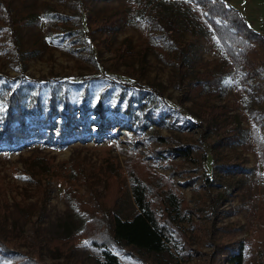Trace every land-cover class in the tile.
<instances>
[{"label": "rangeland", "instance_id": "obj_1", "mask_svg": "<svg viewBox=\"0 0 264 264\" xmlns=\"http://www.w3.org/2000/svg\"><path fill=\"white\" fill-rule=\"evenodd\" d=\"M222 1L237 9L247 25L264 37V0ZM0 2L10 10L13 20L27 21L26 26L16 29V48L8 40V31H0V76L15 78L9 86L32 85L16 80L19 75L33 79V88L42 83L34 80H47L50 87L63 83L70 90L83 92V99L81 94L77 95V103L93 105L103 94V103L112 108L106 113L111 120L99 134L94 132L97 127L91 111L85 116L90 133L78 134L67 140L50 138L46 128L38 124L42 116L33 113V138L11 146L0 145V216L3 214L1 217L5 219L11 236L8 242L10 250L32 257L35 252L31 249L34 229L39 231L38 238L46 240L67 236L73 227L79 226L80 221L69 203L66 190L82 195L85 202L91 204L111 191V188L104 187L102 177L105 172L112 174L120 189L118 216L130 218L136 207L125 164L140 153L150 172L168 179L190 209L197 208L201 201L208 203L212 197L213 192L206 189L204 181L211 175L213 161L218 165L239 166L247 170L232 197L219 204L218 215L221 218L214 222L213 228L190 216L197 227L203 225L207 231H237L232 236L231 248L241 247L247 255L253 249L254 226H264V167L258 161V149L250 138L252 126L264 135V113L257 115V110H264V103L259 99L260 88L254 82L248 87L237 86L236 75L223 82L222 93L215 105L225 107L228 115L234 116L231 127L236 126L243 131L241 144L234 146L210 148L201 145L199 133L202 125L197 114L200 107L207 105L206 101L203 96L192 101H183L182 98L183 83L192 74L217 71L223 63L214 37L203 29L194 30L193 36L183 34L179 37L178 47L189 54L188 74L181 84L174 74L173 65L165 63L152 51L145 54L140 51L141 45L148 41L149 32H152L150 26L143 23L136 27L129 21L121 25L118 34L107 43H103V33L92 32L84 26V15L100 18L128 12L130 5H135L137 0ZM156 2L162 13L176 16L184 9L178 6L179 3L188 4L190 0ZM0 13L3 15L1 7ZM128 41L129 55L116 59L115 52ZM156 41L165 46L160 38ZM176 52L175 49L170 50L169 54L173 57ZM135 95L150 99V113L154 120L147 121L144 128L126 124L127 117L122 110L126 98ZM3 107L0 101V112ZM42 107L45 110L46 103ZM24 108H29L27 101ZM57 109H61L60 100ZM135 136L143 141L134 140ZM155 136L171 147L185 141L197 145L200 152L195 157L197 170L183 163L179 167L181 172L172 174L161 159L172 162H180V159L166 152H160L155 155L157 159H153L150 152L162 150L163 145ZM230 177L235 178V175ZM224 179L227 180V176ZM40 187L46 189L44 197L37 191ZM165 204L170 210L166 201ZM24 213L29 217L27 221ZM181 214L175 226L182 234L175 232L163 252L137 250L122 244V252L116 255L118 264H223L207 244L210 239L208 232L194 228L181 219ZM230 237V233L222 231L218 239L214 238V243ZM182 244L184 250L180 249ZM40 257L42 264H100L101 261L98 251L84 238L78 239L64 256L41 246ZM0 264L12 262L1 261Z\"/></svg>", "mask_w": 264, "mask_h": 264}, {"label": "trees", "instance_id": "obj_2", "mask_svg": "<svg viewBox=\"0 0 264 264\" xmlns=\"http://www.w3.org/2000/svg\"><path fill=\"white\" fill-rule=\"evenodd\" d=\"M178 6L184 9H181L180 14L173 16L162 13L156 0H137L135 5H130L128 12L113 13L100 18L84 15L83 22L90 31L104 34L103 43L111 42L118 34L119 27L129 21H132L136 27L143 23L150 26L152 32H149L148 41L141 45L140 51L143 54L152 51L165 63L173 65L174 74L178 83L181 84L184 76L188 74L189 54L180 50L177 40L183 34L193 36V31L197 29L210 33L219 44L223 63L217 67V71L192 74L183 83L182 98L183 101H192L203 96L206 101L207 105L200 107L197 114L202 125L199 133L201 145L210 148L240 145L243 131L236 126L231 127L234 116L228 115L227 109L215 105V102L222 93L224 80L236 75V85L239 87H248L251 82H254L260 88L259 99L264 103V37L247 25L237 9L225 4L222 0H190V3H179ZM0 7L3 10V15L0 13V31H8V40L11 46L16 48L14 44L16 29L26 26L27 21L13 20L7 6L0 2ZM138 28L141 29L140 26ZM158 38L165 46H161L156 41ZM128 45L129 41L115 52L116 59L129 55ZM174 49L177 52L171 57L169 51ZM0 78L2 84L0 85V101L4 106L0 112V145L11 146L33 138L31 127L33 113L42 116L38 124L46 128L50 138L58 140H67L78 134H89L90 130L86 126L88 120L85 119L88 111L95 115L97 129L94 132L96 134H99L100 129L107 126L111 120L106 117V113L112 108L103 103V94L98 96L93 105H85L83 102L77 103L76 100L77 95L80 94L83 99V92L70 90L63 83L50 87L47 80H34L35 83H42L36 84L37 86L33 88V79H25L19 75L16 80L30 82L32 85L28 83L24 84V87L20 84L11 87L9 83L15 78L3 76ZM59 100L61 109H57ZM25 101L29 108H24ZM149 102L148 97L128 96L122 109L127 117L126 124L144 128L147 121H153L154 116L150 113ZM43 103H46L45 110L42 107ZM260 112L263 114L264 110H257L258 116L261 115ZM57 117H60L58 121ZM155 138L164 143L162 138L157 136ZM250 138L258 149V161L264 167V135L252 126ZM134 140L143 141L136 136ZM198 150L197 145L185 141L175 147L163 144L162 150L151 151L150 155L153 159H157L155 155L166 152L180 159V162L161 159L164 165L171 169L172 174H179L181 172L179 167L183 163L197 170L195 157L200 154ZM125 169L130 176L129 189L136 207L130 218L122 219L118 216L120 189L117 181L112 179V174L105 172L102 179L104 187L111 188L109 195L94 200L90 204L85 202L82 195L67 189L66 196L75 216L80 221L79 226L73 227L63 238L50 240L38 238L39 231L34 229L31 234V249L35 250L32 257L10 250L8 242L11 236L2 214V217L0 216V262L42 264L41 246L51 253L64 256L81 238L86 239L89 245L98 251L100 264H118L116 255L122 252V244L133 246L137 250L161 253L171 242L175 232L182 234L175 226L179 213H182L181 219L198 230L207 231L203 225H211L213 228L214 222L221 218L218 215L219 204L232 197L235 187L247 173V170L242 167L218 165L213 161L211 175L204 181L206 189L213 192L212 197L208 203L201 201L197 208L190 209L168 179L150 172L140 153L125 164ZM73 172L77 173L78 170ZM234 175L235 178L230 177ZM225 176L227 180L224 179ZM45 190L40 187L37 191L44 197L47 195ZM165 201L170 210H167ZM190 216L196 217L204 224L197 227ZM24 218L26 221L29 219L26 213ZM222 231L230 233V239L223 240L221 243L217 242L218 244L214 243V238L218 239ZM207 232L210 236L207 244L213 249L215 256L221 258L223 264H264V226H254L253 249L249 250L247 255L241 247L231 248L232 236L237 231L220 229L217 233L211 230ZM180 249L184 250L183 244Z\"/></svg>", "mask_w": 264, "mask_h": 264}]
</instances>
